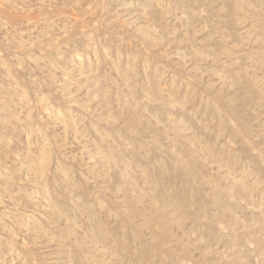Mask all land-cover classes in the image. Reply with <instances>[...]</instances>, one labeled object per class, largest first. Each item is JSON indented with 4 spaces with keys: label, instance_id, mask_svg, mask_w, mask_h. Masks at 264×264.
Segmentation results:
<instances>
[{
    "label": "rangeland",
    "instance_id": "rangeland-1",
    "mask_svg": "<svg viewBox=\"0 0 264 264\" xmlns=\"http://www.w3.org/2000/svg\"><path fill=\"white\" fill-rule=\"evenodd\" d=\"M0 264H264V0H0Z\"/></svg>",
    "mask_w": 264,
    "mask_h": 264
},
{
    "label": "bare ground",
    "instance_id": "bare-ground-1",
    "mask_svg": "<svg viewBox=\"0 0 264 264\" xmlns=\"http://www.w3.org/2000/svg\"><path fill=\"white\" fill-rule=\"evenodd\" d=\"M258 2V1H257Z\"/></svg>",
    "mask_w": 264,
    "mask_h": 264
}]
</instances>
